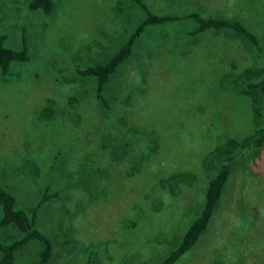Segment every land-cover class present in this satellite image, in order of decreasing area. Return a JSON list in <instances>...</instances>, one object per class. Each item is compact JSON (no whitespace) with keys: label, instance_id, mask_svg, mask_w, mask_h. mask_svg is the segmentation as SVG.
Returning a JSON list of instances; mask_svg holds the SVG:
<instances>
[{"label":"rangeland","instance_id":"rangeland-1","mask_svg":"<svg viewBox=\"0 0 264 264\" xmlns=\"http://www.w3.org/2000/svg\"><path fill=\"white\" fill-rule=\"evenodd\" d=\"M0 0V35L28 59L0 72V186L51 242L48 264H157L197 215L207 180L264 125L246 87L264 66L235 32L191 33L183 16L237 19L264 49V0H142L176 17L148 25L96 102L76 73L112 55L142 18L132 0ZM196 242L172 264H264V146L237 156ZM0 228V242L19 236ZM39 245L14 264H35Z\"/></svg>","mask_w":264,"mask_h":264},{"label":"trees","instance_id":"trees-1","mask_svg":"<svg viewBox=\"0 0 264 264\" xmlns=\"http://www.w3.org/2000/svg\"><path fill=\"white\" fill-rule=\"evenodd\" d=\"M55 0H30L28 8L30 10H41L49 12L53 8ZM142 12L140 22L135 26L130 35L120 44L117 50L108 58L95 64L77 68L76 73L84 78L93 80V95L96 102L102 108L108 107L103 90L110 77L116 69L130 55L132 44L136 36L148 25L162 24L173 20L176 16L170 13L157 14L142 0H132ZM186 18L194 22L191 33H200L202 31L213 29H227L235 32L241 37L254 53L262 55L264 59V49L258 42L252 31L236 19H227L222 16H203L197 11H191L184 14ZM21 47L14 50L3 45V36L0 35V72L4 73L11 61L23 62L28 59L27 47L22 39ZM260 78L255 82H248L247 88L256 90L262 97L264 108V66L260 69ZM264 146V125L253 128L249 133L242 136L236 143V148L231 154L223 156L215 173L210 176L204 188V196L201 207L197 215L188 224L182 233L177 245L171 248L167 254L157 264H172L184 252H186L198 239L202 230L210 220L215 203L220 197L224 184L231 172L236 157L248 152L251 149ZM57 192H49L48 186H45L40 197L32 205L28 214L23 208L16 206V199L9 191L0 186V228L11 226L19 231V236L8 243L0 242V264H14L15 254L18 250L33 242L39 245L35 264H48L51 257V242L43 232L34 226L35 217L41 205L49 200L57 198Z\"/></svg>","mask_w":264,"mask_h":264},{"label":"crops","instance_id":"crops-1","mask_svg":"<svg viewBox=\"0 0 264 264\" xmlns=\"http://www.w3.org/2000/svg\"><path fill=\"white\" fill-rule=\"evenodd\" d=\"M237 20V19H236Z\"/></svg>","mask_w":264,"mask_h":264}]
</instances>
